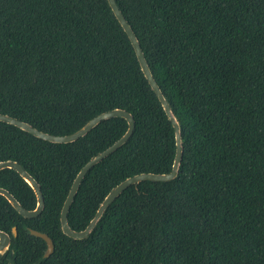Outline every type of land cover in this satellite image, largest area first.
<instances>
[{
    "label": "trees",
    "instance_id": "1",
    "mask_svg": "<svg viewBox=\"0 0 264 264\" xmlns=\"http://www.w3.org/2000/svg\"><path fill=\"white\" fill-rule=\"evenodd\" d=\"M115 1L180 123L178 173L129 185L71 239L59 222L70 184L125 119L70 143L0 121V161L20 163L44 198L24 218L0 195V230L17 232L0 264H264V0ZM115 107L134 130L83 177L67 213L76 231L126 177L170 171L174 131L106 0H0V113L63 135ZM0 187L35 207L14 170H0ZM28 228L52 239L48 257Z\"/></svg>",
    "mask_w": 264,
    "mask_h": 264
},
{
    "label": "water",
    "instance_id": "2",
    "mask_svg": "<svg viewBox=\"0 0 264 264\" xmlns=\"http://www.w3.org/2000/svg\"><path fill=\"white\" fill-rule=\"evenodd\" d=\"M106 1L115 19L117 20V22L119 23L123 31L125 32L134 50L140 70L143 73V76L145 77V79L147 80V83L149 84L151 90L157 97L163 111L166 114L167 119L170 121L171 126L173 128L175 151H174V157H173L170 171L166 173L142 172V173H138V174H134L132 176L126 177L125 179L120 181L118 184H116L114 187H112L107 192V194L104 196L102 201L99 203L94 215L89 220L85 228L82 230L76 231L69 226L67 222V213L74 200V197L77 193L79 185L83 177L85 176V174L90 170V168H92L95 164L101 161L104 157H106L107 155L111 154L113 151L118 149L132 135L133 130H134V122H135L132 114L126 111L125 109L115 107V108L98 113L97 115L87 120L81 127H79L78 129H76L75 131L69 134L54 135V134H50L42 130H39L36 127H33L31 124L23 120H20L16 117L10 116L8 114L0 113V121L14 125L20 128L21 130L28 132L34 137H37L39 139L49 141L52 143H70V142L76 141L78 138L86 135L88 131L94 128L102 120H106L112 117H121L125 119L127 123V128L125 132L117 140H115L112 144L107 146L102 151L91 156L84 163V165L78 170V172L74 176L70 184V187L67 191V194L63 200L60 213H59L60 230L64 235L68 236L71 239H75V240H81L89 236V234L92 232L94 227L97 225L98 221L101 219L108 205H110L113 202V200L116 197H118L120 193L124 189H126L129 185L137 184L140 181H144V180L161 181V182L169 181L173 179L174 177H176L178 173L179 165L182 159V153H183L182 138H181V133H180V123L177 117L175 116V114L173 113L169 102L167 101L166 97L162 93L160 87L158 86L157 82L155 81L151 73L150 67L144 57V54L140 47L137 36L132 30L130 24L127 22V20L123 16L116 1L115 0H106ZM6 168L12 169L15 172H17L19 176L24 180V182H26L27 185L32 189L35 195V199H36L35 207L33 209L24 208L20 204V202L14 197V195L3 187H0V195L3 196L8 201V203L11 205V207L22 217L33 218V217L38 216L44 208V198H43V195L40 189V184L20 163H18L15 160L6 159L3 161H0V170L6 169ZM27 230L31 235L35 237H39L45 241L46 247L43 253V257L44 258L48 257L53 252V249H54V244H53L52 239L46 233L37 231L35 229L28 228ZM16 235H17V232H16L15 226L11 228L10 234L3 230H0V256L4 255L7 252V250L10 247L11 237H15ZM8 264H12V263H8Z\"/></svg>",
    "mask_w": 264,
    "mask_h": 264
}]
</instances>
